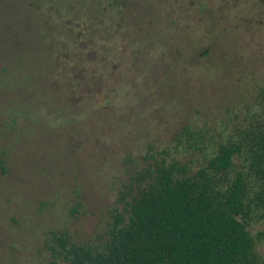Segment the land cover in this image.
<instances>
[{
	"label": "rangeland",
	"instance_id": "obj_1",
	"mask_svg": "<svg viewBox=\"0 0 264 264\" xmlns=\"http://www.w3.org/2000/svg\"><path fill=\"white\" fill-rule=\"evenodd\" d=\"M51 4L82 19L52 23ZM109 8L108 26L87 19ZM263 94L264 0H0V264H49L48 230L96 240L146 144L227 134Z\"/></svg>",
	"mask_w": 264,
	"mask_h": 264
},
{
	"label": "trees",
	"instance_id": "obj_2",
	"mask_svg": "<svg viewBox=\"0 0 264 264\" xmlns=\"http://www.w3.org/2000/svg\"><path fill=\"white\" fill-rule=\"evenodd\" d=\"M39 9L52 23L71 19L70 12L53 10L51 18L50 8ZM112 12L89 11L87 19L106 27ZM76 19H82L79 13ZM72 44L55 46L54 60L63 68L72 62L66 56ZM107 53L99 52L109 60ZM258 97V111L227 134L192 124L180 127L164 146L146 144L139 158L128 161L132 167L117 189L105 233L77 243L65 230H48V263L264 264L258 252L264 231H250L264 219V94ZM8 112L12 119L30 115L18 106ZM190 152L198 160H183Z\"/></svg>",
	"mask_w": 264,
	"mask_h": 264
}]
</instances>
